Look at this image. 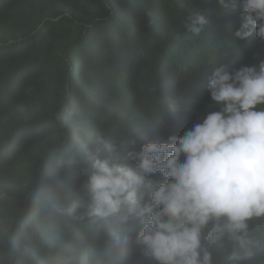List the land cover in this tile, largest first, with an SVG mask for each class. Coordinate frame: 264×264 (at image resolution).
<instances>
[{"label":"clouds","instance_id":"clouds-1","mask_svg":"<svg viewBox=\"0 0 264 264\" xmlns=\"http://www.w3.org/2000/svg\"><path fill=\"white\" fill-rule=\"evenodd\" d=\"M217 1L225 13L240 11L237 39L255 35L264 42V0ZM208 24L203 10L184 19L183 28L194 34L193 46L183 54L187 66L209 52ZM182 46L183 41L167 43V52L175 56ZM254 57L257 63L213 69L201 83L213 110L186 131L180 103L162 109L151 129L161 136L157 140L125 143L127 131L116 127L149 109L128 81L119 95L110 90L85 108L86 122L98 125L87 133L88 145L79 148L83 128L67 130L79 139L64 142L46 164L48 174L59 175L63 158L79 150L70 194L55 192L68 201L41 206L26 222L43 250L33 264L264 261V58ZM167 133L181 135L165 140ZM89 134L101 137V144L93 145ZM256 218L261 222L253 223Z\"/></svg>","mask_w":264,"mask_h":264},{"label":"trees","instance_id":"trees-1","mask_svg":"<svg viewBox=\"0 0 264 264\" xmlns=\"http://www.w3.org/2000/svg\"><path fill=\"white\" fill-rule=\"evenodd\" d=\"M196 10L204 11L213 39L204 60L187 66L183 54L194 34L183 21ZM240 23V11L225 13L217 0H0V264H33L43 255L26 222L39 207L68 201L55 192L70 194L79 150L63 158L59 175L46 164L64 142L79 139L67 130L83 128L79 148L88 145L98 125L86 122L84 109L110 90L119 95L128 81L149 109L117 122L125 143L160 138L151 129L175 103L186 110V131L213 110L201 83L215 67L257 63L254 53L264 58L255 35L234 36ZM182 41L177 55L167 52V43ZM170 134L181 135L165 140ZM88 138L101 144L98 135Z\"/></svg>","mask_w":264,"mask_h":264},{"label":"bare ground","instance_id":"bare-ground-1","mask_svg":"<svg viewBox=\"0 0 264 264\" xmlns=\"http://www.w3.org/2000/svg\"><path fill=\"white\" fill-rule=\"evenodd\" d=\"M29 223V222H28ZM253 223H255V221H253ZM249 233H250V230H249Z\"/></svg>","mask_w":264,"mask_h":264}]
</instances>
